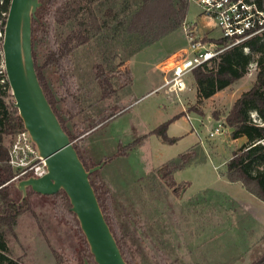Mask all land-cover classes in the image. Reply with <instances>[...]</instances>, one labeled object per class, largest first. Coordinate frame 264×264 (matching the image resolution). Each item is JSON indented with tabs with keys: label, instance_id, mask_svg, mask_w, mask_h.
I'll return each mask as SVG.
<instances>
[{
	"label": "rangeland",
	"instance_id": "rangeland-1",
	"mask_svg": "<svg viewBox=\"0 0 264 264\" xmlns=\"http://www.w3.org/2000/svg\"><path fill=\"white\" fill-rule=\"evenodd\" d=\"M201 15L199 5L189 0L186 24H194ZM184 27L185 23L135 52L121 66L129 68L130 83L108 98L100 97L95 78L94 62L102 59L103 53L102 45L94 41L75 48L71 56L78 107L70 106L69 97L67 106L64 104L58 74L50 67L43 72L87 167L103 162L90 177L115 215L116 234L131 264H253L264 255V202L240 182L225 177V162L244 138H231L230 128L222 121L235 98L251 85L255 63H250L243 77L204 99L201 113H197L189 73L185 76L188 88L179 96L153 90L161 80L154 71L158 58L187 44ZM208 28L210 35L220 37L217 26ZM198 37L209 47L218 44L208 35ZM112 48L103 46L106 54ZM38 50L37 62L41 64L43 50ZM11 99L8 95L7 100ZM165 121L166 134L176 137L172 143L151 133ZM217 123L221 124L220 133L209 136L208 130ZM11 139V135L6 137L7 147ZM135 139L138 143L125 154L117 152ZM192 146L197 154L174 171L177 187L161 183L156 170ZM25 198L26 209L15 230L17 238L23 233L22 239L25 233L26 238L36 235L32 242L26 241L35 251L29 255L20 238L17 241L7 233L11 256L24 264H53L57 255L60 264H83L87 245L82 232L68 213L56 206V199L28 189ZM61 229L67 232L65 242L59 236V232L64 234ZM162 256L165 262L160 260Z\"/></svg>",
	"mask_w": 264,
	"mask_h": 264
},
{
	"label": "trees",
	"instance_id": "trees-1",
	"mask_svg": "<svg viewBox=\"0 0 264 264\" xmlns=\"http://www.w3.org/2000/svg\"><path fill=\"white\" fill-rule=\"evenodd\" d=\"M253 1L259 8L264 9V0ZM9 3L10 0H0V63L3 26ZM40 3L31 27L35 70L46 98L72 140L74 134L67 128L56 107L57 99L43 68L50 67L58 74L57 78L64 88L65 97H62L64 104L67 106L66 97H69L70 106L78 107L79 99L73 92L75 88L77 89V83L75 75L71 72V56L75 48L94 41L102 45L103 53V58L94 62L95 78L101 90L100 97H111L116 89L130 83L129 68L121 66L135 52L186 24L189 0H40ZM215 42L222 45L228 43L223 37L215 38ZM107 44L113 47L108 54L103 50V46ZM38 47L43 50L41 64L37 62ZM252 62L255 63V74L251 85L235 98L222 121L224 126L230 128L231 138H244L225 162V177L230 181L240 182L247 191L264 202V28L238 43L225 46L208 64L193 68L189 72V77L192 76L195 89L193 110L201 113L199 108L201 102L243 77ZM8 95L12 96L11 93L0 92V264H24L20 258L11 256L6 240L7 233L17 239L15 230L17 219L26 209V198L19 201L20 192L14 185L15 181L10 180L14 172L8 163V147L5 140L7 136L12 137L24 128L13 106V100H7ZM69 113L71 115L72 112ZM214 117L218 119L217 116ZM167 123L168 121L159 124L151 133L166 143H172L176 137L166 134ZM138 140L119 147L117 152L125 154L138 143ZM73 146L83 165L88 168L79 147L75 143ZM196 154L197 148L192 146L163 162L156 170V177L161 183L176 188L174 171L190 163ZM90 176L91 174L89 180L104 218L123 258L127 264H131L116 234L119 225L115 215L109 212L110 205H107ZM27 189L36 193L29 187ZM45 196L54 197L58 203L56 206L63 208L68 217L78 225L63 190ZM84 257L89 264H96L87 246ZM160 260L165 262V257H160ZM53 264H60L58 255ZM253 264H264V255Z\"/></svg>",
	"mask_w": 264,
	"mask_h": 264
},
{
	"label": "water",
	"instance_id": "water-1",
	"mask_svg": "<svg viewBox=\"0 0 264 264\" xmlns=\"http://www.w3.org/2000/svg\"><path fill=\"white\" fill-rule=\"evenodd\" d=\"M40 4V0H10L3 26L1 55L13 106L46 166L43 175L19 179L14 185L20 200L28 187L42 195L63 190L94 262L127 264L89 180L103 162L90 168L83 165L38 80L31 27ZM83 264H89L86 258Z\"/></svg>",
	"mask_w": 264,
	"mask_h": 264
},
{
	"label": "built area",
	"instance_id": "built-area-1",
	"mask_svg": "<svg viewBox=\"0 0 264 264\" xmlns=\"http://www.w3.org/2000/svg\"><path fill=\"white\" fill-rule=\"evenodd\" d=\"M193 1L199 5L201 13L220 29V37L228 43L209 47L195 33L192 34V25L185 24L187 44L157 64L161 81L153 88L154 91L162 90L169 95L179 96L188 88L185 76L193 68L208 64L225 46L238 43L264 28V9L259 8L253 0ZM0 92L11 93L3 62L0 63ZM220 127L221 124L217 123L208 130V135L220 133ZM8 163L14 172L10 180L14 181L28 176H41L46 172L44 158L38 154L25 129L12 136L8 146Z\"/></svg>",
	"mask_w": 264,
	"mask_h": 264
},
{
	"label": "crops",
	"instance_id": "crops-1",
	"mask_svg": "<svg viewBox=\"0 0 264 264\" xmlns=\"http://www.w3.org/2000/svg\"><path fill=\"white\" fill-rule=\"evenodd\" d=\"M190 25H192V27H193V30H194V33L197 35V36H200V35H208V37H211V38H215V36H213V35H210L209 33H208V31H209V28L208 27H212V26H214V23H213V21L210 19V18H207L205 15H201L200 16V18H199V20L198 21H196L194 24H191V23H189ZM209 24V26L207 27V25ZM183 46H185V44L184 45H182V46H180V47H177V48H174V49H172V50H170V51H168V53H166V55H161L159 58H158V60L156 61V63H155V65H154V71L156 72V73H158L159 75H161L159 72H158V70H157V64L158 63H160L162 60H164L166 57H168L169 55H171L172 53H174L175 51H177L178 49H180V48H182ZM161 81V80H160ZM155 88V87H154ZM207 119L208 120H210V116H208L207 115ZM21 215L22 214H20L19 215V217H21ZM19 217H18V219L17 220H19ZM17 224V223H16ZM64 233V234H60V232H59V236L60 237H62L63 239H64V242H65V240H66V237H67V232L65 231V230H62L61 229V233ZM16 233H17V235H18V230L16 229ZM24 234V233H23ZM23 234H21V236L23 235ZM30 235H33L32 233L30 234ZM21 236L20 237H18L17 238V241H19V238H20V243L21 242H23L22 244H24V246L26 247V251L27 252H30L29 253V255H32L33 253H34V249L32 248L33 247V245H26V241H29V242H32L33 240H34V236H36V235H33V236H31V237H27L26 238V233H25V239H22L21 238ZM59 246L60 247H62V249H64V246H65V243H59ZM29 249V250H28ZM33 249V250H32ZM28 256V254L25 256V257H27Z\"/></svg>",
	"mask_w": 264,
	"mask_h": 264
}]
</instances>
